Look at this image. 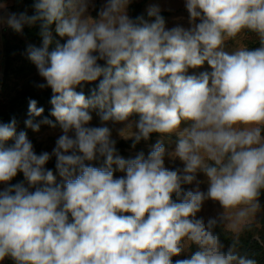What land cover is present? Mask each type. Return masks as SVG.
Returning a JSON list of instances; mask_svg holds the SVG:
<instances>
[{"label":"clouds","instance_id":"clouds-1","mask_svg":"<svg viewBox=\"0 0 264 264\" xmlns=\"http://www.w3.org/2000/svg\"><path fill=\"white\" fill-rule=\"evenodd\" d=\"M132 0H107L98 19L86 16L87 0H37L36 15L11 14L7 24L22 33L25 24L41 22L43 46L29 57L53 91L51 115L63 130L53 153L63 183L44 166L50 154L37 155L16 121L0 123V182L22 172L29 187L10 185L0 191V260L16 264H256L227 251L213 232L216 219H197L205 200L236 210L244 220L259 207L264 189V0H186L190 29L165 28L158 7L135 20L127 14ZM203 13V15H202ZM55 32L67 37L56 42ZM245 29L258 34L262 46L232 54L224 41ZM106 62L101 66L98 61ZM212 71L186 75L204 62ZM103 76L91 98L75 91ZM103 122H125L139 113L135 142L152 133L177 132L174 153L156 143L125 160L116 154L107 126L87 127L89 109ZM44 112L29 101V116ZM182 120L191 127L178 131ZM29 128L39 131L32 119ZM43 123L52 127L51 120ZM129 123L127 128L130 129ZM74 132V136L69 133ZM121 135L127 136L125 130ZM14 144L6 147V142ZM184 162L185 175L165 167V155ZM104 157V166L86 161ZM113 165L126 173L114 178ZM209 179L207 192L183 194L181 184ZM200 182L197 181V184ZM34 188V191H30ZM14 193V195H13ZM243 206V207H241ZM198 250L173 261L190 245Z\"/></svg>","mask_w":264,"mask_h":264},{"label":"rangeland","instance_id":"rangeland-1","mask_svg":"<svg viewBox=\"0 0 264 264\" xmlns=\"http://www.w3.org/2000/svg\"><path fill=\"white\" fill-rule=\"evenodd\" d=\"M88 9L85 13L86 16H91L94 19L99 18V11L105 6L107 0H87ZM142 3L140 12L143 18L149 22H153L155 18H149L148 9L155 6L160 10V15L165 20L166 30H170L174 27H183L190 29L195 24L201 22L200 18L192 21L190 13L186 8V0H132L127 8V14L132 18L130 6L132 4ZM34 9L33 2H27L25 0H0V123H10L13 119L16 121V132L19 134L21 131L26 132L28 139L32 142L34 152L40 155L43 152L50 154V160L44 166L46 169L52 170L56 176L57 183H63V178L59 176L58 170L56 169V157L53 153V149L56 147L58 138L63 135V130L59 125V122L52 115H47V111H52L53 105L51 104V98L53 91L50 87L40 88L39 84H46L43 77L40 76L37 66L32 62L29 57V49L32 47L40 48L43 46V37H30L24 38L23 33H18L14 29L8 26L7 18L11 14L19 16L24 13L27 16H33L32 10ZM203 15V13H202ZM133 19V18H132ZM34 24V23H33ZM33 24H25L23 26H32ZM23 32V31H22ZM53 43L50 46L52 49L56 42L64 44L67 41V37H60L58 33L52 31ZM261 40L258 34L250 30L245 29L241 34L235 38H228L224 41L223 50L229 54L235 51L246 48L247 50H255L261 47ZM9 48L8 56L6 55V49ZM99 60L98 63L101 66H105L106 62ZM102 62V63H100ZM211 66L204 62L202 66L196 68H189L186 75L199 76L203 72H211ZM103 79V76L98 78L95 82L99 83ZM88 84L90 82H83ZM47 90L50 95L49 102H42L38 100L37 94L42 96V93ZM75 91L80 93L79 86L75 88ZM86 97L91 98L92 94H85ZM37 101V107H42L44 112L41 116L30 117L29 116V101ZM5 109H13V112L7 115H2ZM47 110V111H46ZM99 109H89L92 120L89 122L87 127H101L107 126L111 131V139L116 143L120 140H131L134 139L133 133L137 132L138 129L135 127V122L139 121L140 114L133 113L125 122H103L98 115ZM51 114V113H50ZM48 117L55 127L49 124L43 123V120ZM32 119L34 123L39 124V131H34L29 128L25 121ZM131 123L132 127L127 128V125ZM192 121L182 120L178 131H183L186 128H190ZM125 130L128 135H121V130ZM74 136V132L69 133ZM262 136H264V130H262ZM177 132L171 134L157 133L152 135L149 139L139 141L138 143L126 144L119 147L116 150V154L125 160L134 159L138 154L143 153L145 158L148 157L153 146L160 142L166 149V153H174L179 140ZM14 139L6 142V147H10L14 144ZM104 157H98L94 162V167L104 166ZM165 167L170 170H178L181 177L185 175L183 169L185 164L179 158L174 156L165 155ZM114 178H120L125 176L126 173L118 170L116 165H113ZM196 175V181L192 183L182 182V195L177 197L173 194L172 199L176 202H180L183 194L187 191H195L197 187L202 192H207L209 187V179L203 172H198ZM197 181L200 183L197 184ZM23 184L25 187H29L28 181L24 177L22 172H18L17 176L14 177L10 182H0V191L6 190L10 185ZM30 191H34V188H30ZM14 195V193H13ZM260 207L254 212L250 213L244 220H238L235 211H226L218 201L207 199L203 202L201 210L196 214L197 219H203L207 224L209 219H216L217 224L213 228L215 234L227 235L234 241L221 240L220 242L224 245V250L236 245V251L240 255L247 256L244 250L246 245H250L255 241L261 244V247H256L254 257L256 258V264L264 263V189L261 190L260 196L258 197ZM243 207V206H241ZM253 240V241H252ZM252 241V242H251ZM196 245L192 244L179 256H173V261L178 259L189 258L190 255L195 252ZM0 264H16L11 257H5L0 260Z\"/></svg>","mask_w":264,"mask_h":264},{"label":"trees","instance_id":"trees-1","mask_svg":"<svg viewBox=\"0 0 264 264\" xmlns=\"http://www.w3.org/2000/svg\"><path fill=\"white\" fill-rule=\"evenodd\" d=\"M18 2L19 1H21V0H17ZM25 1H27V2H33V4L35 5V3L37 2V0H25ZM141 6H142V3H138V4H132L131 6H130V10H131V15H132V18H133V20H135L137 17H140V16H142L141 15V12H140V9H141ZM32 14L33 15H36V9H35V7H34V9L32 10ZM147 17H149V16H147ZM149 18H155V17H149ZM51 32L52 31H55V23H53L51 26H50V29H49ZM23 37L24 38H30V37H40V36H42L41 35V22L40 21H37V22H35L32 26H27V27H24V29H23ZM55 46L56 45H53V47H52V49H54L55 48ZM51 49V50H52ZM9 48H7L6 49V55L8 56V53H9ZM50 50V51H51ZM102 62H104V61H102ZM102 62H100V63H102ZM99 79H100V77H99ZM98 85H99V83H96L95 81H93V82H90V83H88V84H85V83H82V85L81 86H79V90H80V92H82V93H85V94H92V91L94 90V89H96V90H98ZM37 96V98H38V100H42V102H49V100H50V95L47 93V90H45L43 93H42V96L41 95H39V94H37L36 95ZM47 111V110H46ZM7 112H9V114L10 113H12L13 112V109H5L2 113V115H7ZM47 113V115H51L50 113H51V111L49 112V110L46 112ZM46 118H48V117H46ZM155 134H157V133H152L151 135H150V137L152 136V135H155ZM141 141V140H140ZM142 141H144L143 139H142ZM133 143H137V142H135V139H131V140H120L116 145H115V148H116V150L119 148V147H121V146H124V145H126V144H133ZM95 161V160H94ZM94 161H86V164H90L91 166H93L94 164H95V162ZM216 235H218V234H216ZM218 237H219V239H221V240H226V241H234V240H232L231 238H229L227 235H224V234H221V235H218ZM253 241V240H252ZM251 241V242H252ZM256 247H261V244L259 243V242H257V241H255L254 243H251V247H250V245H246L245 247H244V250H245V252L247 253V258H249V259H253V260H255L256 261V258L254 257V252H252V249H253V251H255V249H256ZM198 250V248H196L195 249V251H197ZM264 264V263H263Z\"/></svg>","mask_w":264,"mask_h":264}]
</instances>
